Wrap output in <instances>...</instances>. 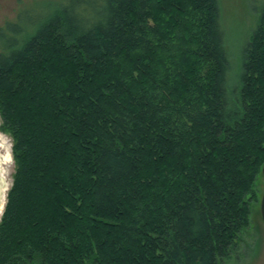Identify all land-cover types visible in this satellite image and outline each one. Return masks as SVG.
Instances as JSON below:
<instances>
[{
  "label": "trees",
  "instance_id": "1",
  "mask_svg": "<svg viewBox=\"0 0 264 264\" xmlns=\"http://www.w3.org/2000/svg\"><path fill=\"white\" fill-rule=\"evenodd\" d=\"M35 5L0 27V264L234 257L263 177L264 4L234 90L219 0Z\"/></svg>",
  "mask_w": 264,
  "mask_h": 264
},
{
  "label": "rangeland",
  "instance_id": "2",
  "mask_svg": "<svg viewBox=\"0 0 264 264\" xmlns=\"http://www.w3.org/2000/svg\"><path fill=\"white\" fill-rule=\"evenodd\" d=\"M62 0H0V27L9 21H14L19 12L33 6V10L40 12L44 4L61 2ZM222 11V22L226 31V48L231 64L228 85L234 90L240 84L242 71V53L255 28L262 11L264 0H219ZM1 123V120H0ZM0 141L12 143V138L0 131ZM3 152V149H0ZM14 163L11 166L10 177L7 179L8 190L12 185ZM264 180L260 178L257 191L260 201L252 203L251 225L249 229L241 233L237 242L236 254L224 264H264V221L261 215V201L263 195ZM11 187V186H10ZM6 192V201L7 193ZM1 220V218H0Z\"/></svg>",
  "mask_w": 264,
  "mask_h": 264
},
{
  "label": "clouds",
  "instance_id": "3",
  "mask_svg": "<svg viewBox=\"0 0 264 264\" xmlns=\"http://www.w3.org/2000/svg\"><path fill=\"white\" fill-rule=\"evenodd\" d=\"M0 136H3L0 133ZM0 149H3V152L0 153V178L9 179L11 166L14 163V157L12 153V145L4 142H0ZM11 185H9L10 188ZM6 206V200L4 203H0V216L3 215L4 208Z\"/></svg>",
  "mask_w": 264,
  "mask_h": 264
},
{
  "label": "bare ground",
  "instance_id": "4",
  "mask_svg": "<svg viewBox=\"0 0 264 264\" xmlns=\"http://www.w3.org/2000/svg\"><path fill=\"white\" fill-rule=\"evenodd\" d=\"M0 142H2V141H0ZM7 190H8V183H7L6 179L1 178V180H0V203L5 202Z\"/></svg>",
  "mask_w": 264,
  "mask_h": 264
},
{
  "label": "water",
  "instance_id": "5",
  "mask_svg": "<svg viewBox=\"0 0 264 264\" xmlns=\"http://www.w3.org/2000/svg\"><path fill=\"white\" fill-rule=\"evenodd\" d=\"M262 173H263V180H264V166H263V169H262ZM1 180V178H0ZM261 215H262V219L264 221V186H263V195H262V201H261ZM1 218V216H0Z\"/></svg>",
  "mask_w": 264,
  "mask_h": 264
}]
</instances>
